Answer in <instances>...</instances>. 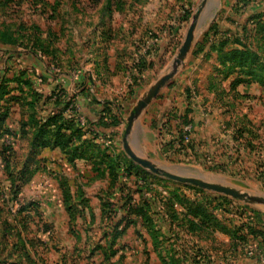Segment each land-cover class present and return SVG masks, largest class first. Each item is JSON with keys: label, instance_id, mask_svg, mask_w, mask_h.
<instances>
[{"label": "rangeland", "instance_id": "obj_1", "mask_svg": "<svg viewBox=\"0 0 264 264\" xmlns=\"http://www.w3.org/2000/svg\"><path fill=\"white\" fill-rule=\"evenodd\" d=\"M254 1L219 0L210 11L206 0H0V119L6 113L5 128L17 131L15 166L39 158L30 141L40 136V128L51 138L53 126L44 123L52 111L44 94L73 81L92 90L101 107L126 106L112 153L132 172L119 179V171L107 170L111 160L103 142L86 155L92 169L80 161L82 173L70 179L56 175L63 160L58 166L59 155L48 154L47 171L34 173L12 214L0 190V264H264V31L256 25L262 17L252 21L264 12H252ZM199 10L205 20L196 43L153 101L169 100L179 125L190 110L185 144L175 145L177 154L168 150V130L145 126L139 117L130 145L158 164L192 168L191 174L249 195L243 198L155 174L124 149V138H131L125 133L128 116L139 97L135 89L143 85L144 94L175 68ZM204 36H213L206 54L195 53ZM247 44L258 58L244 51L243 65L233 66L237 59L230 51L247 50ZM129 96L134 98L127 104ZM0 184L9 185L4 167ZM66 189L76 198L70 202L74 212L62 202ZM84 192L89 207L78 198ZM28 201L37 206L14 223L12 215ZM142 205L152 225L138 216ZM198 210L206 216L197 217ZM172 214L177 219L169 218ZM117 222L122 233L105 238Z\"/></svg>", "mask_w": 264, "mask_h": 264}, {"label": "trees", "instance_id": "obj_2", "mask_svg": "<svg viewBox=\"0 0 264 264\" xmlns=\"http://www.w3.org/2000/svg\"><path fill=\"white\" fill-rule=\"evenodd\" d=\"M261 17H262V20H259L256 25H260V26L263 25L261 30L264 31V19H263L264 13L255 14L252 17V19H253L252 21L255 22V21H257L258 18H261ZM212 37L213 36H204L202 42L197 43L198 50L195 51V53H200L203 55L206 54V50L209 46L208 44H210ZM224 43L225 42H222V45ZM246 47H247V50L246 49L245 50H237L236 49L235 51L234 50L230 51V53L232 54V57H234V59H237L236 60L237 64L234 63L233 66H242L243 65V63L245 62V59L242 58L241 55H243L245 53L244 51H247L248 53H250V51H251L252 58H254V59L258 58V55L253 51L250 44L245 45V48ZM218 48L221 49L222 47L219 45ZM44 96H45V98H43L44 104L46 103V105L49 106L50 111H52L51 116H49L48 118L45 119L44 124L53 126V129H52L51 133H49V134H51L50 135L51 138H50L48 136L44 137V135H42V133H41V131L43 129L40 128L41 129V131L39 133L40 136H38V137L35 136L34 139L32 141H30V145L33 147V151L31 152L32 154H35L36 151L38 152V149L42 146L51 147V148L58 147L62 150L66 149V150L70 151V155H68L65 152L64 153L68 155V161L74 164L76 159H79L81 157H85V153L87 154L91 150L94 151V149L98 148V146H100V145L102 146L103 143H105V141L101 140V138L103 137L104 139L106 138V143H107V145L104 146V148L106 150H108V152L105 156L111 160V168H108V169L111 170V172L112 171H116V172L119 171V175H120L119 179H120L122 173L125 176L131 175V173H132L131 170L125 168L124 164L117 162L116 158L113 156L114 154L112 153V150L110 151V149L113 148L115 138L113 137V134L109 136L106 133V130L108 128L118 126L122 122V119L118 115V112L112 111L111 109H109V111L104 110L103 112H105V113L99 114L97 119L88 118L87 119V126H86L85 124L78 122V120H77L78 117L77 116L75 117V115H74L77 112V110H76L75 106L72 104L73 103L72 100L69 99L65 95L63 88H62V90L56 89V90L52 91V93H51V95H49V97H47L46 94H44ZM48 100H50L51 102L48 103L47 102ZM189 111L190 110L187 111V114L182 115L181 119H182V123L184 125L192 123V119L189 117ZM175 117H178V113H176L175 111L170 113L168 121H166L163 124V128H166L168 130L167 131L168 134L172 135L171 136L172 138H170L167 142H165V146L168 148V150H173V151L177 152L175 145L181 144L183 146L184 141H185L183 133H185V134H188V133L184 132L183 128H181L179 124H175V122H173ZM6 118H7V114L5 113L4 116L0 119V158H1V161L4 165L3 166L4 170H6V172H7V176L9 178V185H8V187L5 186V188L3 189L2 185L0 184V190H2V192L4 194L5 200H3V201L6 203V206H5L6 210L9 211V214H12L11 209H12L13 204L18 199L19 194L23 190V187L25 185H27L29 182H31L32 177L34 176V173L43 168V163H42L43 160L41 158H37L35 160L27 158L24 160L22 168H17V166H15L13 160L17 154V148H16V142H17L16 140L17 139L15 137L17 135V131L14 132V131H11V130L5 128L4 121L6 120ZM60 119H62V122L60 121ZM74 121H76V123H73ZM23 128H24V126H23ZM176 129H178L177 133L174 134V131H176ZM68 130H70L71 132L70 133L67 132ZM43 131H44V133H46L45 130H43ZM24 133L25 132H23V134ZM9 138H12L13 140L11 142L7 143L6 139H9ZM189 142H191V139L189 140ZM86 146H87V148L85 149ZM179 150H181V149H179ZM31 165H37L33 171H30ZM62 177L67 178L65 176H60L59 178H62ZM69 183H70L69 180H67L66 184H69ZM140 192H141V194H144V189L141 188ZM62 195H63V203H64L65 207L67 206V209L70 212H74L76 210L74 202H73V204L70 203L72 201H76L75 200L76 198L73 197L74 194L72 195L71 191H69V189H66L65 191L62 190ZM128 196L126 195V197H128ZM78 198L81 202H84L87 204L86 207H89V201L87 200V198L85 196V192H84V194H81L80 197H78ZM104 199L105 198H103L102 200H104ZM144 199L147 203H149V200H151V199H148L145 197H144ZM105 205H107V204L105 203ZM36 206H37V203L35 201H31V202L28 201V202H26V204H20L19 209L16 212V214L12 215L13 216L12 220H14V223L18 222L20 215L23 211H26L27 209L35 208ZM108 206H109V204H108ZM144 208H145V206L142 205L140 210L143 212ZM195 212L196 213H194V214L197 217L201 218L203 215L206 216V214H204V212L202 210H200V211L198 210ZM91 216L95 219L93 214H91ZM138 216L142 217V220L144 221V223L149 222L152 225L153 220L148 218V216L144 212L138 214ZM105 217L109 220H113V217L110 216L109 214H105ZM171 217H175L177 219V216H175L174 214H172V216H169V218H171ZM169 218L167 217V219H169ZM184 219L188 220L189 218H188V216H186ZM7 223H9V222H7ZM138 223L139 222H137V224ZM112 225H113V228L110 230V233L109 232L103 233V236H105V238H106V236L114 234V233H116L117 236L122 233V230L119 229V223L118 222L113 223ZM194 225H195V223H194ZM48 229L49 228H47L45 231H47ZM151 230H152L153 234H155L154 238L157 240L158 235L156 234V231H154L153 228ZM77 234L78 235H76V236H78V238H79L80 237L79 233L77 232ZM78 241H79V239H78ZM155 243H156L157 247H159V245H161V244H159V240H157ZM172 262H175V261H172Z\"/></svg>", "mask_w": 264, "mask_h": 264}, {"label": "crops", "instance_id": "obj_3", "mask_svg": "<svg viewBox=\"0 0 264 264\" xmlns=\"http://www.w3.org/2000/svg\"><path fill=\"white\" fill-rule=\"evenodd\" d=\"M254 8L252 10V12H257L258 10H262L264 12V0H255L254 1ZM45 73L43 72V75ZM67 83V82H66ZM166 86V85H165ZM164 86V87H165ZM163 87V88H164ZM65 90V95L72 100V104L75 106L76 110L78 113H75V117L77 116L79 118V121H81L82 124H85L87 126V119L90 118V119H97L98 118V115L99 114H104L105 112H103L104 110H108L111 108L112 111H115V112H118V115L120 116V118L122 119V122L118 125V126H115V127H110L106 130V133L110 136L113 134V137L116 138L117 136V129H119V126L123 123V108H125L126 106H123V108L121 107H117V103L114 102V105L111 104L110 106H107V107H101V105L98 103V102H101L100 98H98L92 90H88V88L86 87V85L82 86V85H77L76 83H74L73 81H68V83L66 85H64L63 87ZM143 88V85L138 87L137 89H135L136 93V96L137 94L139 95V97H137L136 99V102L141 99L142 97H144L146 95V93L148 92L149 88L148 87V90L142 94L143 92H141ZM162 88V89H163ZM162 91V90H161ZM160 91V92H161ZM131 99H128V101L126 102L127 104H130V102L132 101V99L134 98V96H129ZM184 99L186 100V102L189 100V95H187L186 97H184ZM154 101V100H153ZM151 102V104L148 106V108L146 109V111L143 112V114L140 116L142 117V124L145 125V126H154L155 128H158V127H163V124L168 121V118H169V114L170 112H172V107L171 106H168L169 108H167V104L169 103V100L168 102H166L165 100L161 101L160 102V105H158L157 103H154V102ZM185 102V103H186ZM188 103V102H187ZM116 106V107H115ZM110 107V108H109ZM135 107V106H134ZM133 107V109H134ZM183 107V106H182ZM133 109L131 110V112L133 111ZM182 108H180L181 110ZM130 112V114H131ZM129 114V116H130ZM128 116V117H129ZM139 118H137L136 120H138ZM194 119V118H193ZM174 122V121H173ZM73 123H76V121H74ZM194 123V122H193ZM127 126H128V121H127ZM136 124V123H135ZM139 124V123H138ZM87 128V127H86ZM127 129V127H126ZM125 129V133L126 135H130L131 138H128V136L126 137V139L131 142V139L133 138V140L135 139V125L133 126L132 128V131L129 133L127 132ZM196 130V128H195ZM197 131V130H196ZM67 132H71L70 130H68ZM103 138V137H102ZM103 141H105L106 143V138L102 139ZM192 139L194 140V136L192 137ZM162 141H166L164 140L163 138H161ZM111 143V142H110ZM107 144V143H106ZM185 144V143H184ZM87 148V146L85 147V149ZM113 151V148L110 149V151ZM55 153V154H58L59 155V159L56 160L54 159L55 163L59 166L61 164V161L63 160L62 162V165L60 167L63 168V171L61 172L60 171V168H57L56 170L60 171L61 173L59 174H56V175H60V176H65L67 178L70 179V175H73L72 173L74 174H80L82 173V169L81 167L79 166V162H83V163H86V166L89 168L92 169V166L87 163V158H86V153H85V157H81L79 159H76L75 160V163H71L68 161V157L67 155L63 152L62 149L58 148V147H55V148H51V147H40L38 149V153H39V158H41L43 160V168L42 170L43 171H47L48 169V163L50 160V157L48 156V154L50 153ZM179 152V151H177ZM176 152V154H177ZM45 165V166H44ZM64 167H66L67 169V173H66V170L64 169ZM61 168V169H62ZM40 170V171H42ZM108 170V168H107ZM109 171V170H108ZM65 172V173H64ZM67 175V176H66ZM95 175V174H94ZM59 176V177H60ZM106 182H108L107 179H104ZM69 182H72V180H69ZM61 196H62V202H63V195H62V190H61ZM64 204V203H63ZM91 215V214H90ZM93 216L96 218L95 214H93ZM247 264H258L257 262L255 261H250V262H247Z\"/></svg>", "mask_w": 264, "mask_h": 264}, {"label": "water", "instance_id": "obj_4", "mask_svg": "<svg viewBox=\"0 0 264 264\" xmlns=\"http://www.w3.org/2000/svg\"><path fill=\"white\" fill-rule=\"evenodd\" d=\"M203 5L210 11H216L217 7L219 6V0H206ZM216 14L217 13L211 12V16L213 18H215ZM204 20L205 14L202 13L201 10L194 14L193 21L188 28L185 40L180 47L177 57L175 58V68L169 73L160 77L154 84L150 86L146 95L137 101L133 111L131 112L127 120V132L130 133L132 131V128L137 121L136 119L139 118L144 111H146L151 102L159 95L162 88L174 77L178 66L184 63L193 45L196 43L199 35V28L203 24ZM124 149L133 161H135L140 166L149 169L155 174H165L167 178H170L172 180L180 181L182 183H191L201 188L214 190L235 198H243L249 196L247 193L241 192L236 188L219 183L209 182L194 174H191V172L193 171L192 168L181 165L158 164L155 161L145 158L132 148L130 142L126 138H124Z\"/></svg>", "mask_w": 264, "mask_h": 264}, {"label": "built area", "instance_id": "obj_5", "mask_svg": "<svg viewBox=\"0 0 264 264\" xmlns=\"http://www.w3.org/2000/svg\"><path fill=\"white\" fill-rule=\"evenodd\" d=\"M191 124H186V125H184L183 123L180 125V127L181 128H183V130H184V132H186V133H188L189 134V132L191 131ZM187 134V135H188ZM188 139V138H187ZM0 169H3V165L1 164V162H0Z\"/></svg>", "mask_w": 264, "mask_h": 264}]
</instances>
